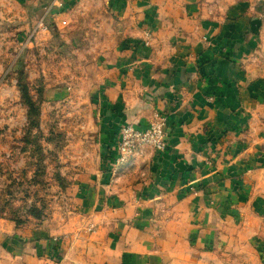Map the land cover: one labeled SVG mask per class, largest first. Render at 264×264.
<instances>
[{"label":"crops","instance_id":"0c3cea01","mask_svg":"<svg viewBox=\"0 0 264 264\" xmlns=\"http://www.w3.org/2000/svg\"><path fill=\"white\" fill-rule=\"evenodd\" d=\"M53 2L39 19L65 17L68 36L97 44L98 159L71 183L78 212L58 229L0 220V264H264L262 2ZM154 112L164 149L144 150L142 177L112 182L120 125Z\"/></svg>","mask_w":264,"mask_h":264},{"label":"rangeland","instance_id":"374dc122","mask_svg":"<svg viewBox=\"0 0 264 264\" xmlns=\"http://www.w3.org/2000/svg\"><path fill=\"white\" fill-rule=\"evenodd\" d=\"M52 2L0 0V220L27 232L58 229L76 216L70 185L95 167L99 150L87 102L97 71L86 57L97 44L77 42L67 22L52 17L39 27L38 10ZM146 148L154 150L145 145L130 164L111 165L112 182L142 177Z\"/></svg>","mask_w":264,"mask_h":264},{"label":"built area","instance_id":"2783aa9c","mask_svg":"<svg viewBox=\"0 0 264 264\" xmlns=\"http://www.w3.org/2000/svg\"><path fill=\"white\" fill-rule=\"evenodd\" d=\"M38 26L46 28L44 18L39 19ZM165 116L159 112H154L145 127L140 128L133 121L122 123L119 127L115 154L112 156L114 170L118 166H126L134 160L136 154L143 146H151L155 151H162L165 147ZM89 229H93L89 225ZM54 241L59 237H53Z\"/></svg>","mask_w":264,"mask_h":264}]
</instances>
